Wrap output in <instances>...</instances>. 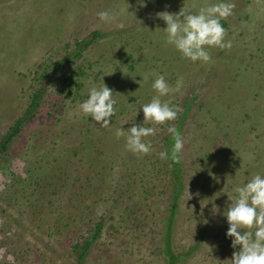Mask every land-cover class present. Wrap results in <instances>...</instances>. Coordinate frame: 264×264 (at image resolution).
<instances>
[{"label": "rangeland", "instance_id": "obj_1", "mask_svg": "<svg viewBox=\"0 0 264 264\" xmlns=\"http://www.w3.org/2000/svg\"><path fill=\"white\" fill-rule=\"evenodd\" d=\"M212 2L0 0V141L31 112L1 159L0 264H228V224L211 208L264 175V0H231V47L207 64L167 45L156 16ZM160 74L183 77L161 98L177 118L145 124L151 151L134 155L115 130L142 124ZM103 81L117 100L106 128L78 108ZM168 123L184 141L175 161L158 156Z\"/></svg>", "mask_w": 264, "mask_h": 264}, {"label": "clouds", "instance_id": "obj_2", "mask_svg": "<svg viewBox=\"0 0 264 264\" xmlns=\"http://www.w3.org/2000/svg\"><path fill=\"white\" fill-rule=\"evenodd\" d=\"M234 7L231 0H215L192 11V8L186 7L184 3L177 13L162 11L156 16L166 25L163 31L167 45H171L182 58L193 63L207 64L211 61L210 49L223 50L231 47V41L226 39V29L220 21L231 16ZM97 15L104 22L114 19V14L109 11H101ZM182 87L183 77L178 76L174 86L169 84L163 74L155 77L151 83L155 95L139 108L144 117L142 124H133L127 130L122 127L115 130L118 139L125 137L127 151L134 155H147L151 151L152 145L145 138L154 136L157 129L144 125L149 122L164 125L174 121L179 109L174 105L170 106L167 100L161 98L180 92ZM136 103H139V100ZM116 105L113 90L103 81L99 87L93 86L88 90L87 98L79 103L78 108L100 127L106 128L115 115ZM167 131L174 140L171 152L160 151L158 156L161 160L171 158L175 161L177 155L182 152L184 141L171 123H168ZM230 192L234 195L226 193L228 202L222 213L215 204L211 208L213 216L223 215L228 224L225 236L231 238L234 251L231 259L224 261L228 264H264V175H252L246 183L232 186ZM203 222L208 223L207 220Z\"/></svg>", "mask_w": 264, "mask_h": 264}, {"label": "trees", "instance_id": "obj_3", "mask_svg": "<svg viewBox=\"0 0 264 264\" xmlns=\"http://www.w3.org/2000/svg\"><path fill=\"white\" fill-rule=\"evenodd\" d=\"M97 37H98V34H93L88 41L80 42L77 45L81 44L84 47H87V46L91 45L93 43V41L95 40V38H97ZM41 92L42 91L39 90L35 93V96L33 97L32 102H31V108L34 106V104H37L36 102H37L38 97L40 96ZM30 113L31 112L29 111L27 114H25L24 118H21L18 121H16L15 125L13 127H11L8 130V132L1 139V141H0V164H1L2 157L6 154V152L8 150L9 144L14 139V137L17 135V133H19V131L22 129V125H23L24 121L27 120ZM169 151L171 152V149H169ZM173 165L177 166L176 163H174V162H173ZM88 245H89V242H86L85 246L83 247V251L87 249Z\"/></svg>", "mask_w": 264, "mask_h": 264}]
</instances>
